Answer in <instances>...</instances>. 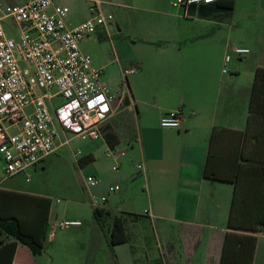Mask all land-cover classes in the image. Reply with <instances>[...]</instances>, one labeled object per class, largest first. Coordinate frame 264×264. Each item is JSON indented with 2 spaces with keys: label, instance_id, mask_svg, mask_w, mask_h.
Instances as JSON below:
<instances>
[{
  "label": "crops",
  "instance_id": "obj_1",
  "mask_svg": "<svg viewBox=\"0 0 264 264\" xmlns=\"http://www.w3.org/2000/svg\"><path fill=\"white\" fill-rule=\"evenodd\" d=\"M100 1L107 12L110 8L104 4L115 6L111 34L99 28L96 34L81 42L82 49L85 51L91 45L89 39L95 36L111 40L113 32L119 43L121 79L124 69L137 67V71L128 76V93H131V99L102 128L106 147L126 151L123 141L127 140L133 151L129 158H125L126 154L119 158L120 168L124 167V173L133 167L132 174H145V180L151 186H179L185 190L182 197L175 198L176 203L178 202L176 207L159 209L152 204L146 210V216L152 219L156 215L180 222L184 250L194 254L201 242L205 241V264H219L224 238L229 230L227 223L234 185L206 178L204 167L214 128L244 131L247 127L255 70L264 67V0H234V10L230 14L221 12L209 16H202L196 6H174L175 0ZM17 2L19 0L13 1ZM92 2L93 0H63L69 6L68 25L73 27L87 20ZM127 9L147 14L145 18L140 15L139 20L135 12ZM238 13L256 20L252 24L235 25ZM132 18L137 21V25L144 23V36H134L129 31L128 23ZM129 38L133 41L131 44L127 43ZM138 40L141 44H137ZM235 47H247L250 52L242 56L235 55L238 59L236 69L228 75L224 71L228 65L225 58L230 52H234ZM246 55L250 58L245 60L249 61L245 69L243 59ZM97 67L103 68V77L104 66ZM103 82L114 92L123 89L122 82L117 83L110 77L109 83ZM178 109L183 113L180 128L161 126V119ZM251 133L252 138L246 142L245 156L248 159L247 167L253 169L254 174L256 169L264 166V116L257 118ZM61 134L64 138H61ZM106 134H110L109 140L106 139ZM65 138V133L61 131L56 140L57 149L65 145L62 140ZM224 139L226 136L221 135V144L225 142ZM232 153V157H235L238 150L235 149ZM90 155L93 156L92 153ZM137 162L143 164V172L138 171ZM112 184L105 181L94 188L89 195L90 200L92 195H100L107 196L109 201L110 193L117 191H110ZM218 188L225 192V202L217 201L212 206L211 202L216 197L215 191ZM0 189L42 196L10 186ZM207 200L210 204L204 202ZM107 203L102 208L108 209ZM139 222L133 215L125 219L129 237L126 243H132L134 253L137 250L134 243L143 238ZM89 230L90 228L81 224L71 226L70 231L82 238ZM257 236L254 264H264V233L257 232ZM56 237V233H51V242ZM1 239L5 242L16 241L7 235H1ZM20 245L23 244L17 241L11 264H34L31 255L39 254L32 253L23 245L25 247L21 248L25 250L30 262L23 261L18 255ZM151 250L153 249L145 250L146 262L142 257H136L134 264H175L173 257L176 242L168 240L164 251H160V257L150 254Z\"/></svg>",
  "mask_w": 264,
  "mask_h": 264
},
{
  "label": "built area",
  "instance_id": "obj_2",
  "mask_svg": "<svg viewBox=\"0 0 264 264\" xmlns=\"http://www.w3.org/2000/svg\"><path fill=\"white\" fill-rule=\"evenodd\" d=\"M219 1L175 0L173 4L200 7ZM68 13L69 6L63 0H0V155L5 161L4 178L26 172L56 151L61 131L82 138L102 137L104 124L131 99L128 76L137 67L124 69L123 89L114 92L102 81L103 68L95 66L81 47V42L99 28L111 34L114 16L105 11L100 0H93L90 17L76 26L68 25ZM7 18L18 28L17 39L6 32ZM233 51L242 56L250 49L235 47ZM231 58L228 54L226 62ZM56 97L64 101L55 105ZM182 118L180 109L171 111L161 119V126L180 128ZM68 143L65 138L64 144ZM80 154L78 151L75 156ZM125 154L106 147V157L116 161L115 171ZM137 168L144 171L141 163ZM99 183L95 175L87 177L88 188ZM109 189L116 191L119 185ZM91 201L102 208L108 198L92 195ZM81 224L74 219L55 222L60 228Z\"/></svg>",
  "mask_w": 264,
  "mask_h": 264
},
{
  "label": "rangeland",
  "instance_id": "obj_3",
  "mask_svg": "<svg viewBox=\"0 0 264 264\" xmlns=\"http://www.w3.org/2000/svg\"><path fill=\"white\" fill-rule=\"evenodd\" d=\"M13 2L14 0H7ZM110 8V12L114 16V5H106ZM130 12H135L145 18L146 12L127 9ZM256 18L244 17L242 13L236 15L234 20L235 25L252 24ZM135 19H131L128 23L129 31L134 35H145L144 23L137 25ZM4 27L9 36L17 39L18 28L12 18L4 20ZM90 46L85 50L92 58L95 66H104V75L102 81L108 82V77L113 81L122 82L119 73L120 51L119 43L115 33L112 32V39H98L97 36L89 39ZM132 39H127V43L131 44ZM135 44V43H134ZM137 44H141L138 40ZM137 48L139 47L136 46ZM231 60L225 69L230 75L235 68L236 54L230 52ZM250 58L246 55L243 59L244 68L246 69ZM111 61L108 65L107 62ZM122 61V58H121ZM22 66H26L25 62H21ZM234 73V72H233ZM131 76V74L129 75ZM121 84L119 85V87ZM56 89H54V92ZM62 97L54 98V104L62 103ZM65 137L69 139V143L61 146L56 151L48 155L37 166H32L24 173L17 174L12 177L4 178L5 161L0 155V187H13L14 189H23L28 192H33L38 195L48 197L51 202V218L49 223V235L45 242L44 250L39 255H31L34 264H134L135 258L142 257L146 262L145 250L150 254H157L160 257V251H164L165 244L168 240L176 242V250L174 254L175 264H205L204 248L205 241L196 248V253H188L182 247L181 242V226L178 221H170L158 216L152 219L146 216V210L150 209L152 204L157 208H165L166 206H174L177 196L184 195L185 190L179 186H164L153 184L151 186L145 180V174L135 175L133 167L127 169L124 173L122 166L118 171L113 169L116 161L111 157H106V144L103 137L99 138H82L71 133H66ZM61 138H64L61 134ZM65 140V139H62ZM126 149V157L129 158L131 152L127 140L123 141ZM81 151V154L75 156V153ZM92 153L93 160L84 165H80L78 160L88 157ZM134 154V153H133ZM136 159V158H135ZM138 161V160H137ZM120 162V159L118 160ZM139 163V162H137ZM137 169V168H136ZM139 171V170H138ZM89 175H95L100 179V183L94 187H87L86 180ZM109 181L117 183L120 187L116 192H111L109 201L106 207L111 211L112 216L133 215L137 220L139 230L143 234V238L134 243L137 247L136 253L133 252L132 243H124L116 246H111L108 241V230L112 227V219L106 222L105 227H101L94 218V204L90 200V193L93 189ZM216 197L211 202L214 206L217 201L225 202V192L218 188ZM99 197H101L99 195ZM227 199V198H226ZM229 199V197H228ZM209 200H212L209 198ZM204 201L210 204V201ZM204 205V204H203ZM66 219H78L82 222V226L90 228L84 236L74 235L70 230L71 226L60 228L55 225V222H61ZM221 221V220H220ZM218 222L221 224V222ZM226 225V220L224 221ZM64 229V230H63ZM51 233H56L57 237L54 242H51ZM264 244V242L262 243ZM20 245L18 251L19 257L23 261L27 260L25 250ZM135 250V248H134Z\"/></svg>",
  "mask_w": 264,
  "mask_h": 264
},
{
  "label": "trees",
  "instance_id": "obj_4",
  "mask_svg": "<svg viewBox=\"0 0 264 264\" xmlns=\"http://www.w3.org/2000/svg\"><path fill=\"white\" fill-rule=\"evenodd\" d=\"M199 10L202 16L221 12L228 15L234 10V0L202 5ZM260 116H264V67L255 70L246 129L214 128L210 137L204 176L234 185L227 223L229 230L224 238L219 264H254L257 232L264 233V166L252 174L253 169L247 167L245 156L246 142L252 138V125ZM221 135L226 136L222 144L219 140ZM109 138L110 134H106V139ZM235 149L238 154L232 157ZM92 160L93 156L89 155L78 162L82 166ZM51 205L48 197L0 189V264L12 263L17 241L34 254L43 252L49 235ZM93 215L103 228L112 219V227L107 232L111 246L128 241L123 214L112 216L109 209L94 207ZM1 235L13 237L16 241L5 242Z\"/></svg>",
  "mask_w": 264,
  "mask_h": 264
}]
</instances>
